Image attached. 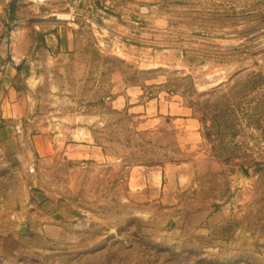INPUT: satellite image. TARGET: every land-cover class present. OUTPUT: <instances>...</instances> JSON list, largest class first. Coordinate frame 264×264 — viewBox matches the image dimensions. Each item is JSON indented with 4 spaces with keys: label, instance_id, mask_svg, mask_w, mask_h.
Wrapping results in <instances>:
<instances>
[{
    "label": "rangeland",
    "instance_id": "rangeland-1",
    "mask_svg": "<svg viewBox=\"0 0 264 264\" xmlns=\"http://www.w3.org/2000/svg\"><path fill=\"white\" fill-rule=\"evenodd\" d=\"M12 1L0 51H24L23 123L52 140L32 148L31 200L63 229L0 223V264H264V0ZM51 9L75 50L47 45ZM123 82L179 95L200 133L111 106ZM90 143L100 158L64 148Z\"/></svg>",
    "mask_w": 264,
    "mask_h": 264
},
{
    "label": "crops",
    "instance_id": "crops-1",
    "mask_svg": "<svg viewBox=\"0 0 264 264\" xmlns=\"http://www.w3.org/2000/svg\"><path fill=\"white\" fill-rule=\"evenodd\" d=\"M44 3L48 0H40ZM55 9L46 11L45 17H53ZM48 14V15H47ZM79 19V18H78ZM15 18L13 22H16ZM51 25L45 31L46 43L53 50L68 51L75 50L77 44L74 42L73 33L68 30L60 19L51 21ZM24 51L16 48L15 53L7 56L0 51V216L3 224H41L42 229L38 233L44 235L47 230L53 234H61L62 226L57 222L55 225H44L43 222L50 216L49 207L45 203L32 201L33 197L39 198L37 193L30 190L31 162L34 161L36 148L40 152L52 150V140L44 134H32L37 127V118H33L24 126L23 118L29 115L31 103L25 91L19 86L17 65L24 57ZM122 87L118 94L109 104L120 110L128 107L129 110L140 113L142 117H153L163 115L171 117L175 123L176 131L183 139L197 137L200 133L199 120L194 116V109L189 106L179 95H168L148 99L143 96L144 89L140 84L121 83ZM44 132L46 128L43 129ZM77 147V148H76ZM76 147L65 145L66 153L76 159L89 157L100 158L99 147L90 144H78ZM77 150L76 152H74ZM156 171L146 174L149 179L153 178ZM142 195L156 196L158 187L152 188L146 185ZM52 210V209H51ZM65 211L66 209H61ZM68 214V212H66ZM45 232V233H44Z\"/></svg>",
    "mask_w": 264,
    "mask_h": 264
},
{
    "label": "built area",
    "instance_id": "built-area-1",
    "mask_svg": "<svg viewBox=\"0 0 264 264\" xmlns=\"http://www.w3.org/2000/svg\"><path fill=\"white\" fill-rule=\"evenodd\" d=\"M91 3H92V1H94V3H98V4H109V2L111 1V0H89Z\"/></svg>",
    "mask_w": 264,
    "mask_h": 264
},
{
    "label": "trees",
    "instance_id": "trees-1",
    "mask_svg": "<svg viewBox=\"0 0 264 264\" xmlns=\"http://www.w3.org/2000/svg\"><path fill=\"white\" fill-rule=\"evenodd\" d=\"M16 1L17 0H13L12 3H11V6H12V8L14 7V10H15Z\"/></svg>",
    "mask_w": 264,
    "mask_h": 264
},
{
    "label": "water",
    "instance_id": "water-1",
    "mask_svg": "<svg viewBox=\"0 0 264 264\" xmlns=\"http://www.w3.org/2000/svg\"><path fill=\"white\" fill-rule=\"evenodd\" d=\"M85 2L91 5V2L89 0H86ZM86 3L84 5H86ZM25 233H28V231L25 230Z\"/></svg>",
    "mask_w": 264,
    "mask_h": 264
}]
</instances>
